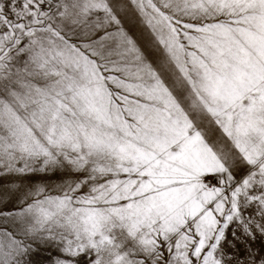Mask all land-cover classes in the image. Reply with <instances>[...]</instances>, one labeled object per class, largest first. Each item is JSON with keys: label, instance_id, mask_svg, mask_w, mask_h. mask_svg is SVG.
Wrapping results in <instances>:
<instances>
[{"label": "snow or ice", "instance_id": "snow-or-ice-1", "mask_svg": "<svg viewBox=\"0 0 264 264\" xmlns=\"http://www.w3.org/2000/svg\"><path fill=\"white\" fill-rule=\"evenodd\" d=\"M0 264H264V0H0Z\"/></svg>", "mask_w": 264, "mask_h": 264}]
</instances>
